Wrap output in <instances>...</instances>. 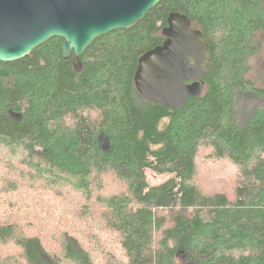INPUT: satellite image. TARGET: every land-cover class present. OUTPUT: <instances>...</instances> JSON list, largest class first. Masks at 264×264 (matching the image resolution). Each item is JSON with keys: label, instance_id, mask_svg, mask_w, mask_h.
I'll list each match as a JSON object with an SVG mask.
<instances>
[{"label": "trees", "instance_id": "16d2710c", "mask_svg": "<svg viewBox=\"0 0 264 264\" xmlns=\"http://www.w3.org/2000/svg\"><path fill=\"white\" fill-rule=\"evenodd\" d=\"M174 12L211 49L203 95L179 109L149 102L134 84L139 59L162 44ZM63 42L0 62V154L17 166L15 187L49 182L95 199L120 251L108 262L75 226L29 227L21 199L10 213L0 197V264L13 249L23 264H264V108L250 104L261 95L247 78L250 58L264 51V0H162L134 27L96 39L80 73ZM205 150L209 163L238 169L233 195L222 172L206 177L208 192L195 182ZM147 171L169 178L153 186ZM107 176L124 184L122 194L104 195ZM37 208L40 216L50 209Z\"/></svg>", "mask_w": 264, "mask_h": 264}, {"label": "water", "instance_id": "95a60500", "mask_svg": "<svg viewBox=\"0 0 264 264\" xmlns=\"http://www.w3.org/2000/svg\"><path fill=\"white\" fill-rule=\"evenodd\" d=\"M162 0H0V62L27 56L61 38L63 58L76 72L94 41L141 22ZM161 45L146 52L134 77L137 92L152 103L179 109L205 90L211 49L192 21L171 13Z\"/></svg>", "mask_w": 264, "mask_h": 264}, {"label": "rangeland", "instance_id": "374dc122", "mask_svg": "<svg viewBox=\"0 0 264 264\" xmlns=\"http://www.w3.org/2000/svg\"><path fill=\"white\" fill-rule=\"evenodd\" d=\"M259 44V43H258ZM250 71L247 78L254 85L260 98L251 96V103L254 107L264 108V51L257 52L256 55L249 60ZM243 101H245L243 99ZM241 108H245V104H241ZM248 115L243 112L240 113L239 119L241 122H245L248 119ZM4 151L1 152L0 156ZM210 150H205L201 155L202 165L199 167L198 179L195 182L201 184V188L204 192V184L207 180V176L222 172L229 177V184L225 186V191L229 195H233L235 188L238 184V169L226 163L225 165H216L215 162L208 157ZM209 164V165H206ZM211 164V165H210ZM17 166L14 165V160L9 154H3L0 158V197L7 200L6 210L7 212L14 213V204L19 201L24 207L27 214L21 221L27 226H39L47 230L61 227L62 230L70 229L75 226V230L72 231L81 237L82 242L87 247L91 248L94 254L100 256L102 259L108 258V262L113 261L119 254V245L115 239V234L110 232L106 227L104 220V210L100 208V204L94 199L92 201H86L84 197L70 188L58 187L52 185L49 182H39L35 184L30 181H18L17 187L15 176ZM213 171L211 174L208 172ZM207 172V173H205ZM147 180L153 186L160 185L168 180L169 176L159 175L154 172L147 171ZM196 184V185H197ZM105 196H112L122 194L125 186L113 177H104L101 181ZM208 185V184H207ZM61 186V185H59ZM223 189V191H224ZM216 191V190H215ZM100 194V193H99ZM17 195V196H16ZM29 203H32L30 206ZM42 203L48 206L50 209L44 210V215L40 216L39 208L37 206ZM70 204L75 209V214L71 215L65 211V207ZM33 224V225H30ZM50 244H53L50 242ZM10 251L11 257L9 264H23L21 258L18 255V251L13 249ZM6 262L5 251H1ZM21 256V255H20Z\"/></svg>", "mask_w": 264, "mask_h": 264}, {"label": "bare ground", "instance_id": "6f19581e", "mask_svg": "<svg viewBox=\"0 0 264 264\" xmlns=\"http://www.w3.org/2000/svg\"><path fill=\"white\" fill-rule=\"evenodd\" d=\"M17 229V228H16Z\"/></svg>", "mask_w": 264, "mask_h": 264}]
</instances>
